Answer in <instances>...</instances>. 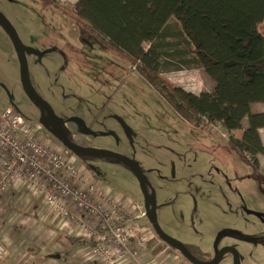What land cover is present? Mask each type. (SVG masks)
Returning <instances> with one entry per match:
<instances>
[{"label": "rangeland", "instance_id": "rangeland-1", "mask_svg": "<svg viewBox=\"0 0 264 264\" xmlns=\"http://www.w3.org/2000/svg\"><path fill=\"white\" fill-rule=\"evenodd\" d=\"M57 3L60 8L42 0H0V14L25 47L24 75L30 88L51 107L64 134L79 146L134 161L155 192L157 222L168 236L199 247L208 259L229 247L236 250L239 264H264V221L250 213L264 215V154L257 155L263 178L254 177L248 163L226 148L230 136L243 138V130L228 133L212 123L208 136L191 113L169 100L158 79L153 83L140 64L106 48L75 19L79 0ZM259 30L264 36V21ZM181 31L172 18L159 40L166 45L158 52L161 81L195 94L212 92L215 82L204 70L181 64L191 55L165 57L189 49ZM144 48L147 51L149 44ZM7 107L18 109L32 126L41 125L48 144L60 148L51 116L45 118V111L25 92L19 44L0 22V109ZM257 113H264V102L252 107V114ZM260 136L264 143V130ZM83 160L79 171L87 180L99 182L128 206L132 236L127 254L109 247L98 252L96 230L94 239L92 230L77 232L69 224V245L79 239L89 243L101 264H191L156 235L147 219L151 189L146 188V203L138 179L123 162ZM1 254L0 259L10 253L6 248ZM217 264H235L233 255H222Z\"/></svg>", "mask_w": 264, "mask_h": 264}, {"label": "trees", "instance_id": "trees-1", "mask_svg": "<svg viewBox=\"0 0 264 264\" xmlns=\"http://www.w3.org/2000/svg\"><path fill=\"white\" fill-rule=\"evenodd\" d=\"M42 1L59 7L57 0ZM78 9L75 19L84 28L109 50L140 64L153 83L158 79L169 100L191 113L208 136L212 123L228 133L244 130L242 139L230 136L226 148L248 163L254 177L263 178L257 155L264 154L259 132L264 130V113L252 114V107L264 102V36L259 30L264 0H79ZM172 18L180 23L189 49L165 57L191 55L181 64L204 70L215 82L212 92L195 94L161 81L158 52L166 45L159 40ZM144 44H149L147 51ZM247 118L249 126L244 128ZM72 154L82 162L97 158ZM187 249L198 261H211L199 247Z\"/></svg>", "mask_w": 264, "mask_h": 264}, {"label": "built area", "instance_id": "built-area-1", "mask_svg": "<svg viewBox=\"0 0 264 264\" xmlns=\"http://www.w3.org/2000/svg\"><path fill=\"white\" fill-rule=\"evenodd\" d=\"M43 125L46 128L48 123ZM47 130L52 132L50 126ZM43 132L41 125L32 126L17 109L0 110V190L10 183L32 185L43 198L44 209L58 211L77 232L85 227L92 230L91 238L95 239L96 230V251L109 247L127 254L132 236L128 206L118 203L99 182L87 180L79 171L80 161L61 143L60 148L51 147ZM4 252L0 245V254Z\"/></svg>", "mask_w": 264, "mask_h": 264}, {"label": "crops", "instance_id": "crops-1", "mask_svg": "<svg viewBox=\"0 0 264 264\" xmlns=\"http://www.w3.org/2000/svg\"><path fill=\"white\" fill-rule=\"evenodd\" d=\"M43 204V198L30 184L10 183L0 190V244L10 253L1 257L0 264H36L40 262L37 260L42 264H101L96 263L89 243L76 239L78 243L69 245V225L58 211L44 209ZM35 249L36 253L31 252ZM39 249H48L49 253L41 255Z\"/></svg>", "mask_w": 264, "mask_h": 264}, {"label": "water", "instance_id": "water-1", "mask_svg": "<svg viewBox=\"0 0 264 264\" xmlns=\"http://www.w3.org/2000/svg\"><path fill=\"white\" fill-rule=\"evenodd\" d=\"M0 22L7 26V28L11 32L13 38L19 44V47H20V63H21V70H22V84L24 86L25 92L35 102H37L39 105L45 107L49 111L50 116H51V118L55 124L56 132H57V134L61 140L62 145L67 150H69L71 153L84 154V155L92 156V157L113 159V160L123 162L134 173V175L138 179L139 184L141 186V189L146 194V201H147L146 203H148V200H149V195L147 193L146 188L148 187L149 189H151L150 190L152 193L151 205H150V207H147V219L151 223L155 233L158 235V237L161 239L162 242L172 245L183 257H185L187 259L188 262H190L191 264H217L219 259L222 257L223 254L230 252L233 255L234 263L239 264L238 254H237L236 250L233 248H229V247H226V248L218 251L216 253V255L214 256V258L210 262L204 263V262H200L197 259H195L191 255V253L188 251L187 247L184 244H182L179 241L175 240L174 238L168 236L167 234H165L161 230V228L157 222V217H156V195H155V192L151 188V185H150L149 181L147 180V178L143 175V173L140 171V169L134 163V161H132L131 159H129L125 156H122L120 154H117V153H114V152H111L108 150L96 149L93 147H83V146H79V145L71 142V140L64 134V130L62 129L60 120L56 117V115L54 114L51 107L37 93H35V91L33 89L30 88V86L27 82V79L24 75V66H25L24 65V59H25V56H24L25 55V47H24V45L19 40V37L16 34V32L14 31L13 27L10 25V23L7 21V19L1 14H0ZM250 213L254 214L258 218H260L262 221H264V215H262L260 213L252 212V211H250Z\"/></svg>", "mask_w": 264, "mask_h": 264}, {"label": "flooded vegetation", "instance_id": "flooded-vegetation-1", "mask_svg": "<svg viewBox=\"0 0 264 264\" xmlns=\"http://www.w3.org/2000/svg\"><path fill=\"white\" fill-rule=\"evenodd\" d=\"M31 98V97H30ZM32 99V98H31ZM33 100V99H32ZM34 101V100H33ZM37 103V102H36ZM38 104V103H37ZM39 105V104H38ZM40 107H41V109H43L44 111H45V118H50V113H49V111L45 108V107H43V106H41V105H39ZM54 129V128H53ZM55 131H56V129H54ZM55 134H56V132H55ZM71 140V142H73L74 144H76V142L75 141H73L72 139H70ZM62 144V143H61ZM83 147H85V146H83ZM147 189H149L148 187H147ZM149 194H151V197H152V193L150 192ZM149 199H150V196H149ZM148 202H149V200H148ZM228 253H230V252H228ZM226 254V253H225ZM224 255V254H223ZM232 255V254H231ZM212 260V259H211Z\"/></svg>", "mask_w": 264, "mask_h": 264}]
</instances>
